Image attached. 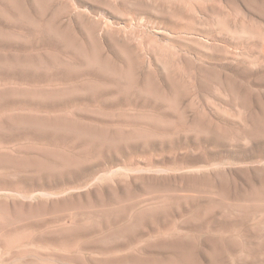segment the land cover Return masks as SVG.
I'll return each mask as SVG.
<instances>
[{"label": "rangeland", "instance_id": "374dc122", "mask_svg": "<svg viewBox=\"0 0 264 264\" xmlns=\"http://www.w3.org/2000/svg\"><path fill=\"white\" fill-rule=\"evenodd\" d=\"M0 264H264V0H0Z\"/></svg>", "mask_w": 264, "mask_h": 264}, {"label": "bare ground", "instance_id": "6f19581e", "mask_svg": "<svg viewBox=\"0 0 264 264\" xmlns=\"http://www.w3.org/2000/svg\"><path fill=\"white\" fill-rule=\"evenodd\" d=\"M46 172V171H45Z\"/></svg>", "mask_w": 264, "mask_h": 264}]
</instances>
